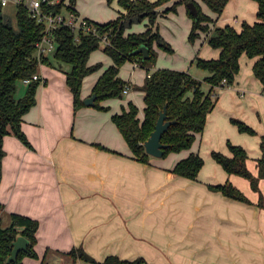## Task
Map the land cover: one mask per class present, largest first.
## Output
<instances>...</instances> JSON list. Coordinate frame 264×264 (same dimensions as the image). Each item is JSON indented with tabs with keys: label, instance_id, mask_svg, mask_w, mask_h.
Here are the masks:
<instances>
[{
	"label": "crops",
	"instance_id": "0c3cea01",
	"mask_svg": "<svg viewBox=\"0 0 264 264\" xmlns=\"http://www.w3.org/2000/svg\"><path fill=\"white\" fill-rule=\"evenodd\" d=\"M78 1V13L92 20L108 22L120 15L109 10L105 0L80 6ZM175 1L159 8L158 26L154 28L161 29L159 23L164 17L188 13L185 3H180L176 11H166ZM196 1L215 21L209 23L208 31H200L194 46L187 44L190 57L184 67L179 58L174 64L159 60V67L189 71L191 65L187 64L194 57L218 58L220 49L208 43L215 27L232 25L241 30L243 21L254 23L258 19L255 0H230L220 15L203 0ZM239 2L240 6L246 3L245 11L236 9ZM192 23L188 21L184 37L190 33ZM148 26L146 18L128 27L126 34L144 31ZM255 61L246 54L241 56L234 84L217 89L216 106L190 148L166 157L152 156L149 163L134 157L112 119L130 101L139 107V118H144L146 92L140 86L149 75L145 67L132 60L123 64L120 76L130 85L124 94L128 97L104 100L102 104L109 110L86 104L75 111L74 96L66 82L70 69L64 72L59 62L57 66L42 63L39 73L47 82L39 85L37 102L22 123L31 145L13 134L5 136L0 183V223L6 219L9 226L13 212L40 222L36 244L39 257L27 256L25 264H41L44 256L55 264L48 258L51 251L55 258L61 256L68 264H76L78 261L74 263L68 252L80 245L100 261L117 254L126 259L143 256L145 264H264V207L258 205L260 193L247 180L251 192L246 194L254 202L250 204L209 187L239 176L225 174L212 157L213 150L231 155L228 140L247 149L250 169L255 174L259 172L257 159L263 155L264 141V85L254 73ZM99 62L101 67L84 79V100L92 95L98 79L114 61L97 49L88 63ZM233 117L245 121L257 133L240 132L231 121ZM193 152L205 158L197 179L171 172L178 161ZM207 158L211 162L208 171ZM260 186L264 194V177Z\"/></svg>",
	"mask_w": 264,
	"mask_h": 264
},
{
	"label": "trees",
	"instance_id": "16d2710c",
	"mask_svg": "<svg viewBox=\"0 0 264 264\" xmlns=\"http://www.w3.org/2000/svg\"><path fill=\"white\" fill-rule=\"evenodd\" d=\"M69 1V4L67 3ZM78 0H63L52 5L49 10L53 12H66L76 9ZM113 0H108L111 4ZM171 0H118L125 9L115 19L108 22H98L87 17L92 30L84 27L74 29L68 25H60L54 30L57 48L53 57L60 63L71 65L67 72L66 82L74 96V109L77 111L85 106L82 98L83 82L87 75L101 67V63L89 64L93 51L100 49L112 57L110 65L100 76L95 84L92 94H97L94 107L101 110H109V106L102 102L109 98H123V90L127 82L120 76V69L128 61H137L145 67L150 75L140 89L145 94V116L141 120L138 116L139 107L130 101L121 112L112 115L124 138L128 142L134 157L142 162L149 163L153 156L146 151L145 141L156 128L160 111L167 104V119L175 120L168 131L162 136V142L168 147L163 157L171 152H178L190 148L196 135L203 132L208 114L215 108L218 100L217 89L231 86L240 71V59L243 54L250 58H256L253 65L255 75L264 85V0H255L258 3L257 17L254 23L243 21L241 30L232 25L217 26L208 38V43L214 48L220 49L218 58H202L197 56L196 65L208 71V75L201 80L194 77L189 71L174 68H157L150 72V67L156 62L158 47L173 51L170 43L163 39L158 28H154L160 14L159 8ZM218 15L222 14L230 0H203ZM180 3L187 5V11L193 19V25L189 38L195 41L200 31H208L209 23L215 21L204 12L201 4L196 0H176L166 11H176ZM189 3H194L197 14L191 11ZM3 5L0 2V183L2 181V160L6 154L4 138L13 134L24 143L31 145L22 128L24 115L36 104L37 90L40 80H32L25 86V93L17 97L18 85L24 78L32 77L39 73L42 63L52 64L50 56H37V42L44 34L45 23L32 17L24 6H17L18 29L4 20ZM148 18L149 26L140 32L126 34V29L135 22H142ZM109 44L105 43V37ZM141 44L149 47V57L143 59V54H133ZM45 78L43 83H46ZM210 85L208 90L203 84ZM240 132L256 134L257 131L251 125L239 118H231ZM264 140V137H263ZM101 148L105 146L97 144ZM231 155L213 150L212 157L229 175H239L250 181L251 188L260 193L258 205L264 207V194L261 191L260 181L264 177V141L261 143L263 155L257 159L259 172L255 174L248 165L250 159L247 149L235 144L231 140L227 142ZM204 158L199 153H191L181 159L171 169L175 175L190 179H197ZM211 189L222 192L225 196L246 203L253 204L250 197L228 179L224 183L209 184ZM1 208V206H0ZM12 223L2 226L0 223V264H6L11 255L14 242L23 235L29 239L28 250L20 251L18 259L10 264H25L24 258H38L36 244L37 232L40 222L26 214L13 212ZM21 227V228H19ZM68 254L74 263L82 260L93 264H145L143 256L134 259L121 258L117 254H109L100 261L90 254L82 245L73 247ZM41 264H51L44 256Z\"/></svg>",
	"mask_w": 264,
	"mask_h": 264
},
{
	"label": "rangeland",
	"instance_id": "374dc122",
	"mask_svg": "<svg viewBox=\"0 0 264 264\" xmlns=\"http://www.w3.org/2000/svg\"><path fill=\"white\" fill-rule=\"evenodd\" d=\"M239 1H241V0H239ZM248 1H252V0H248ZM91 2H92V0H79L78 1V5L79 6L80 5H87L88 3H91ZM107 2H108V0H105V4L109 8V10H111V11H113L115 13H117V12H119V13L124 12L123 9H122V7H121V5H120V3L118 2V0H113L111 4L109 2L108 3ZM243 4L246 5L245 2ZM243 4L240 6V2H239V4L237 5V8L236 9L237 10H240V11H245L247 8ZM230 10H232V9H230ZM16 11H17V6L15 4H13V3H11V4H9V5L5 6V7H3L4 20L8 24H11L12 26H14L15 29H18ZM164 19L165 20H161L160 23H159L161 25L160 33L163 36V39L166 40L168 43H170L172 45V47H173L174 50L173 51H168V50H164L163 48L159 47V48L162 49L161 51H159V49L157 48V45H156V48L158 50L157 60L150 67V69H153V71L155 69H157V68H165V66L159 67L157 65L158 62H159V60H161L165 64H168V63L174 64V60L179 58V59L182 60V67H184L185 66V62L184 61H187V59L190 57L189 54L187 53L186 46H187V44H189V46H194L195 41H196V40L195 41H191V39L189 38V36H190L189 34L190 33H187V36L184 37L185 31L188 29V21H191L192 22V20H193L192 17H190V15L188 13L184 12V13H182V15L181 14H178V15H176L173 18L172 17H164ZM156 25L158 26V23L157 22H156ZM100 50H101L102 53H104L107 56L106 52L103 50L102 47L100 48ZM50 57H51V60H52L51 61L52 64H55L56 65V63L59 62V61H57L53 57V54H50ZM194 60H195V57H194V59L191 62H188V64H187V65H191L190 68H189L190 69L189 72L194 77L203 80L206 77L205 75H208V71H206V70L200 68L199 66H197L196 65V62H194ZM59 64H61L63 66V71L64 72H66V70L68 71L69 69H71L70 64L60 63V62H59ZM167 68H172V67H167ZM174 69H180V68H174ZM182 69H180V70H182ZM23 84L24 83L20 82L19 85H18V87L20 86V88H19V90L17 92V97H19L20 95L23 96L24 93H25V85H23ZM209 87H210L209 84H207V83H204L203 84V88L205 90H208ZM127 97H128L127 95H124L123 99H126ZM116 98H118L119 100L121 99L119 97H116ZM204 160H205V158H204ZM210 164H211V162L208 159V161H207V167H206V170L207 171L210 170ZM206 170H205V172H206ZM222 171L225 173V170L224 169H222ZM232 178L233 179L235 178L234 179L235 181L238 180V183H237V181L234 182L233 179H231L230 181L231 182L233 181V183L235 185L237 183L236 186L238 188H240L245 194L247 192H251V190H249L248 187H247V185H246L247 182H248L247 181L248 179H246V178H244L242 176H238V177L235 176V177H232ZM207 179L210 181V179L208 177H207ZM1 224H2V226H7L8 225L7 224V220L6 219H2ZM48 258L50 260L54 261L55 264H68L67 261L65 259L63 260V258L61 256H58L57 258H55L53 256V251H51L48 254ZM55 259H58V260H55ZM47 261H49V260H47ZM70 264H73V263H70ZM76 264H93V263L87 262V261H82V260L80 261L79 260Z\"/></svg>",
	"mask_w": 264,
	"mask_h": 264
},
{
	"label": "built area",
	"instance_id": "2783aa9c",
	"mask_svg": "<svg viewBox=\"0 0 264 264\" xmlns=\"http://www.w3.org/2000/svg\"><path fill=\"white\" fill-rule=\"evenodd\" d=\"M63 0H0L1 4L5 7L11 3L16 6H24L28 9L32 17L36 18L39 22L45 23L44 34L41 40L37 42V56L42 58L50 54H54L57 48V41L55 38L54 30L60 25H68L74 29L84 27L86 30H92L89 25L87 17L82 16L73 10L66 12H53L49 7L61 3ZM69 4V1L67 2ZM105 43L109 44L107 36ZM150 75V73H149ZM32 80H40L44 82L45 78L40 73H35L32 77L24 78L22 83L28 84ZM130 90V85L127 83L123 93L126 94Z\"/></svg>",
	"mask_w": 264,
	"mask_h": 264
},
{
	"label": "water",
	"instance_id": "95a60500",
	"mask_svg": "<svg viewBox=\"0 0 264 264\" xmlns=\"http://www.w3.org/2000/svg\"><path fill=\"white\" fill-rule=\"evenodd\" d=\"M188 6L191 8V11L194 14H197V8L194 3H189ZM133 54L142 53L143 59H147L149 57V47L145 44H141L137 49H135ZM97 99V94L94 93L88 98L85 99V103L89 106H94L95 101ZM175 120L167 119V104L160 111L159 118L156 123L155 130L151 133L150 137L145 141L144 145L146 151L156 157H162L165 153L168 145L162 142L163 134L168 131L171 124L175 123ZM29 239L23 235H20L16 241L14 242V247L11 255L8 257L6 264H10L12 261H16L18 259V255L22 250H28Z\"/></svg>",
	"mask_w": 264,
	"mask_h": 264
}]
</instances>
